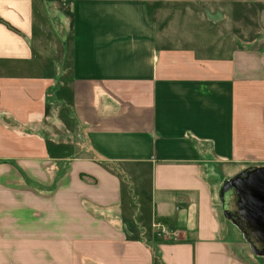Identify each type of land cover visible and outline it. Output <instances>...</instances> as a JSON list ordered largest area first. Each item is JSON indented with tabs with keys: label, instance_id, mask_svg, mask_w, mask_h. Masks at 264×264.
I'll return each mask as SVG.
<instances>
[{
	"label": "crops",
	"instance_id": "0c3cea01",
	"mask_svg": "<svg viewBox=\"0 0 264 264\" xmlns=\"http://www.w3.org/2000/svg\"><path fill=\"white\" fill-rule=\"evenodd\" d=\"M263 167L264 0H0V264H264Z\"/></svg>",
	"mask_w": 264,
	"mask_h": 264
},
{
	"label": "water",
	"instance_id": "95a60500",
	"mask_svg": "<svg viewBox=\"0 0 264 264\" xmlns=\"http://www.w3.org/2000/svg\"><path fill=\"white\" fill-rule=\"evenodd\" d=\"M208 18L218 22L223 16L220 12L208 13ZM231 188L237 191L240 200L237 206L241 217L239 221L233 220L234 223L250 229L256 241L264 244V167L232 179L224 192Z\"/></svg>",
	"mask_w": 264,
	"mask_h": 264
},
{
	"label": "rangeland",
	"instance_id": "374dc122",
	"mask_svg": "<svg viewBox=\"0 0 264 264\" xmlns=\"http://www.w3.org/2000/svg\"><path fill=\"white\" fill-rule=\"evenodd\" d=\"M150 8H152V7H150ZM188 25H190L191 27H192V29H194V28H196L197 30H198V37H199V39H200V37L202 36V33H204L203 32V30L201 29V27L200 26H197V23H195V22H192V23H189ZM181 28H183V26H181ZM189 30V26H187V31ZM185 33H188V32H185ZM185 33H182V34H185ZM234 213V212H233ZM232 214V213H231ZM250 241H251V239H250ZM253 241V240H252ZM251 241V242H252Z\"/></svg>",
	"mask_w": 264,
	"mask_h": 264
},
{
	"label": "flooded vegetation",
	"instance_id": "af4514ba",
	"mask_svg": "<svg viewBox=\"0 0 264 264\" xmlns=\"http://www.w3.org/2000/svg\"><path fill=\"white\" fill-rule=\"evenodd\" d=\"M240 215H238V209L232 214V218L234 219V220H240ZM242 228H245V230H247V231H249V232H251V230L250 229H248V228H246V227H242Z\"/></svg>",
	"mask_w": 264,
	"mask_h": 264
},
{
	"label": "built area",
	"instance_id": "2783aa9c",
	"mask_svg": "<svg viewBox=\"0 0 264 264\" xmlns=\"http://www.w3.org/2000/svg\"><path fill=\"white\" fill-rule=\"evenodd\" d=\"M155 228L160 229L161 234H166V230L163 228V226L161 224L155 225Z\"/></svg>",
	"mask_w": 264,
	"mask_h": 264
}]
</instances>
